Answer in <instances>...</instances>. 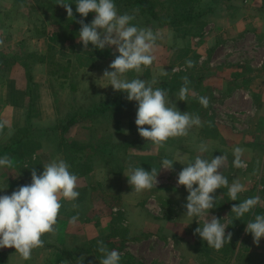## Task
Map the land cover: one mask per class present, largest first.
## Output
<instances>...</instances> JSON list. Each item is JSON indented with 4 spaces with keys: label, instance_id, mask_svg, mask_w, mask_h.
<instances>
[{
    "label": "rangeland",
    "instance_id": "rangeland-1",
    "mask_svg": "<svg viewBox=\"0 0 264 264\" xmlns=\"http://www.w3.org/2000/svg\"><path fill=\"white\" fill-rule=\"evenodd\" d=\"M152 1L157 4L160 12L162 11L161 13H164V10L161 9L165 4V0ZM62 2L70 3L71 6V0H0V30L7 31V29H9L8 32L12 33L10 34V37L12 38L11 43L21 42L20 49L23 50L27 47V43L31 42L28 41L27 38L34 35V29L45 28L47 32H50V30L53 29V26H55L54 24L58 22V19L67 14L66 10L58 5ZM199 2L201 3L200 6L202 10L208 5L207 0H199ZM250 2L251 0H215V2L211 0V3H214L215 5L214 8L216 11L214 19L219 21L218 28L213 30L211 27L212 21L204 19L205 25L199 35L186 36L181 39H175L174 34L172 38V33L166 32L165 30L167 25H162L153 21H146L141 15L139 16L138 12L133 10V8L123 7L118 9L119 14L127 13L135 16V19L130 22L131 25H135L138 28L151 29L156 36L155 48L153 51L155 59L150 66H141V70L138 71L140 77L147 75V77L153 81H157L164 77H171L170 74L173 73V68L176 69L175 72L183 69V66L178 65L179 62L177 61V55H181L182 49L190 50V58L195 55L198 56L195 68L193 69L195 75L202 79L199 82L200 93L197 94L198 97H208L210 103L207 108L200 105L201 113L205 114L204 117L200 118L201 124L199 126L193 125L189 129L188 135L182 136L183 138L181 137L180 139L181 141L183 139L182 144L184 143V145L191 150V155H194V157L201 156V158L211 160V153L217 147L229 153L228 161L226 160L227 162H225L223 168L218 170L222 171V174L230 179L228 180L229 186L232 184V172L237 171L239 174L245 173V171H242V168H235L233 166V149L235 147L243 148V144H241L243 142H241L238 134L245 132V126L247 125L246 121L248 118H245V109L248 107L246 93H257V90L260 89V85L261 89L264 91V34L263 36H257L256 38L248 34L249 31L247 24L250 20L245 18V11L248 13V8H245V4H249ZM254 3L256 4L255 8L258 11V13H256L257 19L254 22L256 24L258 22V25H261L260 28L264 30V0H255ZM237 9L240 11H237ZM234 13L236 15L238 14V16L240 15L241 21L235 23V26H230L228 18L234 16ZM197 20L200 21V19ZM250 24L252 25V23ZM260 28L258 29L260 30L258 33H264ZM245 29H247L246 32ZM46 37H49V33L46 34L45 38ZM116 55H119V53L115 51V46L105 47V49L100 50L99 58H97L98 61H96L93 70L87 71L88 75L90 74L91 81L95 80L96 86L101 89V95H104L105 92L111 94L113 91V88L109 86L108 79L101 78L103 72L108 69V66L115 59ZM66 58L67 56L63 53L57 55L60 64H65ZM220 69L230 74L219 76ZM164 71L168 72V74L162 75ZM52 83L55 84L53 81ZM55 86L57 87L58 85ZM50 95L51 104L54 102V105L57 107L56 114L64 113L68 104L66 101L68 97L66 90H61L59 87L56 89L52 88ZM34 100L31 98V121H28L30 124L29 126L32 127L35 124L37 126L39 125V127H41V125L46 127L53 119L50 120L48 118L44 109L39 113L36 108L37 103H35ZM25 101L24 108L27 104V100ZM262 106L264 107V105ZM21 113V118L24 124L18 128L28 126L25 124L27 122L23 119V112ZM18 128H14L12 135ZM7 132L8 131H5V134ZM5 134L0 139V157L7 155L15 162L12 168L0 167V175H2L0 177V183L1 178L5 176L7 179L2 181V183L6 182V186L12 184V181L14 180L18 182V177L20 180L21 175H23L29 168V159L35 161L39 154H43L45 158L48 159L45 164H48L53 160H63L56 143L51 139H45L44 136L40 140H25L12 149L3 150V146L8 143L12 136L10 135L8 137ZM197 134L202 142H206L205 140L209 141L204 143L207 146V151H199L198 145L201 143L197 138ZM67 137L78 142H88V133H86V130L81 126L76 127ZM111 139L115 143H130L135 139L132 116H128L121 120V132L114 133ZM146 142V140H143V142H141L142 144H135L138 149L129 148L126 153H123V157L125 156L123 160L124 169L129 154L138 153L143 155L146 151H152V153H154L155 151L158 152L161 150L164 151V153H168L167 148H163V146L157 147L152 143L147 145L149 142ZM177 147L174 148L173 151L177 149ZM222 150H218V152H222ZM214 153L217 152L215 151ZM242 161L244 160L242 159ZM35 165L38 166L36 163ZM124 169L120 175H114L110 172V168L104 166L96 167V170L93 172L95 179L90 180L91 183L94 182L96 185H93V187L89 186L85 198L81 202L61 199V208L57 220L60 219V217L71 219L73 216H77L79 214L77 207H73V205L80 204L84 201L86 202L89 197L91 202H88V205L90 206H85L86 208L83 210L84 213L82 216H78V220L88 224L98 223L101 218H104L109 225H107V229L109 230L107 232L108 234L111 232V228L116 225L121 228V230L123 229L122 231H124V233L127 231L129 238L130 228L126 222L127 218L125 212L119 209L120 196L118 193H121L122 190L130 189L131 187L128 184L127 177L125 176L126 171ZM36 172L38 176L42 174L40 169L36 170ZM179 172L180 171H175L174 169V171L166 174V177L164 178L157 177L158 183L155 188H157L156 190L158 191V194H155V197H152L150 193V197L147 198L148 200L146 199V202L144 201L146 207L151 206L149 208V214L151 215L152 221H155V223L161 220L163 211L161 206L167 202L175 201L177 199L178 191L184 187L177 184ZM87 184L89 185V182ZM0 189L3 188L0 186ZM213 195L217 198V204L219 201L217 194L215 195L214 193ZM79 196H81L80 192ZM242 200L243 199H241V201ZM99 205L102 206V208L98 207ZM101 211L102 213H100ZM119 212L122 213V216L119 215ZM164 212L165 217L171 216L175 213L174 211L169 212L168 210H165ZM152 229L153 224L149 227V230L146 233L154 234V232H150ZM108 234L105 235L107 236ZM121 239V233H119L118 236H114L107 240L118 242ZM143 239H146V236L142 235L133 240L140 241ZM131 240L132 238H129V241L124 242L122 249L120 250L121 252L118 251L117 244H115L112 249L110 245H108V248H110V250H116L120 254H128L133 261L131 264L179 263L178 254L176 253V241L174 242L172 238L171 242L167 240L165 241L164 246L162 247H165V249H161L165 251L160 252L167 255L165 261L160 258L146 256L144 248L141 249L135 257L132 254H129L127 244ZM205 245L206 247H204V250H206V258L203 259L202 263L221 264L214 256L209 254V252L215 251L216 257L222 253L208 247L207 244ZM231 248L228 249L230 250ZM155 250L158 251L159 247H156ZM233 254L232 249L231 256H233ZM6 257V253L0 255V264H6ZM62 260L65 259L62 258Z\"/></svg>",
    "mask_w": 264,
    "mask_h": 264
},
{
    "label": "clouds",
    "instance_id": "clouds-1",
    "mask_svg": "<svg viewBox=\"0 0 264 264\" xmlns=\"http://www.w3.org/2000/svg\"><path fill=\"white\" fill-rule=\"evenodd\" d=\"M58 5L66 10L68 17H73L70 3L62 2ZM75 5L76 12L82 18L94 13L90 24L84 23L83 19L79 21L78 41L84 50L89 51V44L99 50L115 46V51L119 53L103 72L101 79L107 78L114 91L126 93L128 101L137 103L135 124L140 137L162 147L169 138L187 136L193 125L201 124L198 115L181 113L176 104L168 99L169 93L166 89H154L151 84L139 78L131 81L122 78L131 70L138 72L141 66H150L153 63L156 36L151 29L131 25L130 22L135 16L119 14L114 0H76ZM185 64L188 68L195 66L191 59L186 60ZM172 71L175 72L176 69L173 68ZM167 74L165 71L162 73ZM183 81L184 86L178 93L180 101L186 100L190 92L188 77H183ZM199 103L207 108L210 101L208 97L201 96ZM0 127L3 125L0 124ZM198 149L205 152L207 146L201 143ZM244 151L241 147L233 149L235 168L246 167L241 159ZM226 160V155L212 157L211 160L197 156L194 162H189L179 172L177 184L188 191L187 203L183 205L186 209L185 216H209V211L215 207L217 200L213 194L222 186L228 188V196L232 201H236L238 194L244 191V185L238 180H234L229 186L228 179L222 171H218L223 168ZM14 163L7 155L0 157V167L12 168ZM173 164V160L163 159V171L174 170ZM69 168L64 160H53L43 166L44 170L38 176L34 167L30 184L20 186L11 195L0 196V249L14 248L23 260H28L33 249L43 247L41 237L55 231L54 226L61 208L60 200L74 201L79 197L76 190L78 177ZM125 176L135 193L151 190L158 183L156 168H151L149 172L142 167L130 166ZM259 203V196L247 198L234 204L231 213L239 220ZM73 207L77 205L74 204ZM209 217L211 218L204 220L202 228L199 226L195 229L194 235L198 234L208 247L220 250L225 243H230L232 233L228 232L226 235L227 226L217 217ZM78 218V215L73 216L70 223H75ZM245 232L252 235L254 244L258 246L264 238V214L256 215L253 221H249ZM97 244V250L102 254L99 264H119L121 255L118 251L109 250L103 241H98ZM83 259H79L81 264Z\"/></svg>",
    "mask_w": 264,
    "mask_h": 264
},
{
    "label": "trees",
    "instance_id": "trees-1",
    "mask_svg": "<svg viewBox=\"0 0 264 264\" xmlns=\"http://www.w3.org/2000/svg\"><path fill=\"white\" fill-rule=\"evenodd\" d=\"M76 0H71V7L73 9V17H68L67 14L58 19L50 32L45 28L37 30L40 35L49 33L47 45L44 53L30 52L26 49L21 51L16 50L14 53L8 51L0 52V74L4 77L5 73L9 72L14 64H19L25 72L27 91L30 92V87L33 82L32 71L36 64L41 63L46 67L47 79L45 80L48 89L51 93L52 88L59 87L61 90L67 92V107L66 111L62 114H56V106L53 104L55 111V118L46 126H29L31 112V96L27 100V104L23 111V119L25 120L26 127L18 128L16 132L10 137L8 143L3 146V150L12 149L25 140H40L43 138L53 140L61 156L65 162L70 166L69 170L78 177L76 190L80 195L74 202H81L85 198L86 191L89 186L96 185L90 182V177L96 167L110 168V172L114 175H120L123 172V153L127 152L129 148H137L135 144L140 145L143 138L139 136L138 129L135 124L137 103L135 101H128L126 93L112 91L111 94L106 93L101 95L102 91L96 86L95 80L91 81L88 70H93L97 58H99L100 50L93 48L89 44V51H85L83 45L79 43V21L83 19L84 23L90 24L94 18V13H89L87 17L82 18L76 12ZM117 10L123 7L133 8L138 15L146 21L157 22L162 25H167L173 29L175 39H181L186 36H197L200 34L203 26L205 25V16L207 10H202L199 0H165V4L160 12L157 4L152 0H114ZM197 19H200L198 21ZM189 49H182L181 55H177L178 65L183 66L178 72L170 74L171 77H164L157 81L149 79L147 75L140 77L138 72L131 70L125 74L124 79L131 81L132 79H142L151 84L155 88L166 89L169 93L168 99L176 104L177 109L181 112H188L189 114L200 118L205 114L201 113L199 97L200 81L199 76L195 75L194 67L188 68L185 61L191 59L196 63L198 56L189 57ZM63 53L67 56L65 64H60L57 55ZM181 59V61H180ZM100 64V63H99ZM187 76L189 80L190 92L184 101H180L178 93L181 87L184 86L183 77ZM1 80V79H0ZM55 82V84L52 83ZM55 85H58L57 87ZM0 93V101L3 99ZM27 95V97H28ZM52 95V94H51ZM128 116L133 117V133L135 139L130 143H115L111 137L114 133L121 132V120ZM81 126L86 133H88V142H78L71 140L67 136L76 128ZM145 127H149L145 125ZM181 137L169 138L163 145V148L168 149L167 155L163 157L170 158L173 149L182 144ZM183 138V137H182ZM32 141V140H31ZM147 143V142H146ZM149 142L147 145H150ZM149 151H146L148 153ZM212 156L214 153L211 154ZM48 159L43 154L37 156V160L31 161L29 159L28 169L21 175L18 181L25 185L31 183V171L35 167L36 170L40 169L43 172V166ZM38 164V166L35 165ZM23 170V169H22ZM230 180L229 178H227ZM89 182V185L87 184ZM229 182V181H228ZM80 184V185H79ZM5 188V187H4ZM264 193V185L260 190ZM261 193V195L263 194ZM221 198L215 207H223L229 212V225L233 227L238 226L237 233L247 224L248 221H253L256 215L264 214L259 209H252L239 220L234 213H231V208L234 204L241 203L242 201L237 197L236 201H232L228 196V188L221 187L215 191V195ZM5 195L0 191V196ZM112 200V199H109ZM63 201V200H62ZM214 207V208H215ZM253 212V213H252ZM252 213V217L250 216ZM122 216V213L119 212ZM230 226H228L230 228ZM123 230V229H122ZM121 228L114 226L111 232L106 236L91 239L77 248L60 247L58 250L61 258H64L68 264H81L79 259L84 254H91L96 258L97 262L102 257V254L97 250L98 241H103L106 247L110 245L111 249L117 244L118 251L122 249L125 241H129L127 231L124 233ZM121 233V240L118 242L108 241L114 236ZM45 235V234H44ZM43 235V237H44ZM108 239V240H107ZM111 242V243H110ZM225 243L223 247L226 248L217 250L225 254L231 252ZM110 250V248H108ZM121 252V251H120ZM5 253L0 252V255ZM121 259L119 264H131L133 261L128 254H120Z\"/></svg>",
    "mask_w": 264,
    "mask_h": 264
},
{
    "label": "crops",
    "instance_id": "crops-1",
    "mask_svg": "<svg viewBox=\"0 0 264 264\" xmlns=\"http://www.w3.org/2000/svg\"><path fill=\"white\" fill-rule=\"evenodd\" d=\"M207 2L208 5H206L204 9L205 11H208L205 19L212 21L211 27L214 30L218 28L219 21L214 19L216 11L214 3H211V0H207ZM213 2H215V0H213ZM254 2L255 0H251L249 4H245V8H248V13L245 11V18L250 20L247 24L249 31L248 34L256 38L257 36H263L264 33H258L260 31L258 29L261 25L259 26L258 22L257 24L254 22L257 19L256 13H258ZM237 11L240 10L237 9ZM235 15L236 14L234 13V16L228 18L230 26H235V23L241 21L240 15ZM250 23H252V25ZM260 29L263 30L262 28ZM37 30L40 29L32 30L36 34L34 33V35L27 38L28 41L31 42L27 43V47L24 49L30 52L44 53L47 39L49 37L45 38L46 35H40ZM165 30L166 32L172 33L171 37L173 38V29L166 27ZM8 31L9 29H7V31L0 30V52L5 50L10 53H14L16 50L21 51V42L11 43L12 38L10 37V34L12 33ZM246 31L247 29H245V32ZM223 74L230 73L220 69L219 76H222ZM32 76L33 82L30 87V92L28 93L26 89L27 83L25 72L19 64H14L10 71L5 73L4 77L0 74V79H2L0 80V93L3 94V100L0 102V124L3 125V127H0V139L4 136L5 131H8L5 135L9 137L12 135L14 128L21 127L24 124L21 118V112L24 111V102H26L25 100H28V94H30L33 100L35 99L34 101L37 103L36 108L39 113L44 109L45 114L48 115L50 120L55 118V111L53 109V104H51L50 91L45 82L47 79L45 65L41 63L36 64L32 71ZM257 91V93H246L248 100V107L245 109V118H248L246 121L247 125L245 126V132L238 134L241 142H243L241 143L243 144V149H245L241 156V159H243V162L246 164V167L242 168V171H245V173L239 174L237 171L232 172L231 178L232 183L234 180H238L244 185V191L240 192L238 197L244 199L245 197L251 198L259 196L260 203L253 209H259L264 212V193L260 191L264 185V107L262 106L264 105V91L261 89V85L260 89ZM34 126L37 125L34 124ZM197 138L200 143L209 142L208 140L202 142L198 134ZM218 150L222 149L219 147L215 148L212 153L215 151L217 153H214L212 157L215 158L216 156L226 155L228 161V156L230 154L223 150L222 152H218ZM191 153V150L183 143L178 146L177 149L172 152L171 157H168L167 159L173 160V168L175 171H181L189 162L195 160L196 157L191 155ZM165 155H167V153H164L162 150L158 152L155 151L154 153L149 151L148 153H143V155L138 153L129 154L125 164V174L128 173L127 170L130 166L133 168L142 167L145 171L149 172L151 171V168H156L158 173L157 177L164 178L166 177V174L174 171H163L161 163ZM1 176L2 175H0V177ZM6 179L7 177L3 176L1 178V183ZM92 179H95L93 174L90 177V180ZM12 182V184L7 186L6 182L2 184L0 183V186L3 188L0 190L3 191L5 195H11L13 191L20 186H23L19 181L16 182L14 180ZM197 186L198 185H194V187ZM156 189L157 188L153 187L151 190H144L140 193H135L132 192V187H130V189H125L122 190L121 193H118L120 196L119 209L125 212L127 218L126 222L130 228L129 238H132L127 244V249L128 253L132 254L134 257L144 248L146 256L160 258L165 261L167 255L160 252L165 251L161 250L165 249V247L162 248L165 241L167 240L171 242L172 238L174 242L176 241V253L179 258V263L177 264H203L202 261L206 258V250H204V247H206L205 244L207 243L204 242L198 234L194 235V232L197 227H203L205 219H210L211 217L209 216H215L220 219L221 222L227 226L226 235L228 232H237L238 226L234 225L231 227L229 225V217L225 219L229 212L221 206L211 209L209 211V216L191 218L185 216L186 209L183 205L187 203L186 198L188 196V191L185 187L178 191L177 199L175 201L167 202L161 206L163 210L161 220L155 223V221H152L151 215L149 214V208L151 206L146 207L144 201L146 202V199L150 197V195L155 197V194H158ZM261 193L263 194L261 195ZM217 197L220 200L221 197L219 195H217ZM88 202H91L89 197L86 202L84 201L77 204L79 217L83 215V210L86 208L85 206H90L88 205ZM98 207L102 208L100 205ZM165 210H168L169 212L174 211L175 213L171 216L165 217ZM100 213H102V211ZM252 213L250 215L251 217ZM254 218L255 217H253V220ZM70 220L71 219L60 217L54 226L55 231L52 233H46L44 237H41L44 242L43 247L33 249L31 258L28 260H23L20 255L16 253L14 248L0 249V252L6 253V264H68L65 260H62L57 249L62 246L69 249L78 247L91 239L105 236L109 231L107 229L108 224L104 218H101L98 223L88 224H85L81 220H77L75 223H70ZM152 224L153 229L150 230V232H154V234H147L146 232ZM228 226H230V228ZM245 228L246 225L237 233V235L232 234V239L227 245L229 248L233 247V256H231V252L219 254L218 257H216L215 251L209 252V254L214 256L221 264H264V238L260 240L259 245L257 246L253 242L252 235L250 233L246 234ZM142 235L146 236V239L140 241L133 240ZM156 247H159L158 251L155 250ZM223 248H226V246L221 249ZM82 257L84 258L83 264H99L96 258L91 254H84Z\"/></svg>",
    "mask_w": 264,
    "mask_h": 264
}]
</instances>
